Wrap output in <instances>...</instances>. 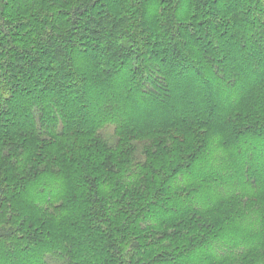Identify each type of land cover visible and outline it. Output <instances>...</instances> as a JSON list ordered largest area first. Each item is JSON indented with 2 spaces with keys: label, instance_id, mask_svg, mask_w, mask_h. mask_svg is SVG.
Masks as SVG:
<instances>
[{
  "label": "trees",
  "instance_id": "1",
  "mask_svg": "<svg viewBox=\"0 0 264 264\" xmlns=\"http://www.w3.org/2000/svg\"><path fill=\"white\" fill-rule=\"evenodd\" d=\"M54 263L264 264V0H0V264Z\"/></svg>",
  "mask_w": 264,
  "mask_h": 264
},
{
  "label": "rangeland",
  "instance_id": "2",
  "mask_svg": "<svg viewBox=\"0 0 264 264\" xmlns=\"http://www.w3.org/2000/svg\"><path fill=\"white\" fill-rule=\"evenodd\" d=\"M113 126H106L103 130H102V134L104 135V138L109 142V144H115L116 139L113 137ZM132 145H134L136 147V150L138 153H140L141 149L143 148V144L142 143H130ZM129 143H126V145H130ZM55 264V263H54Z\"/></svg>",
  "mask_w": 264,
  "mask_h": 264
}]
</instances>
